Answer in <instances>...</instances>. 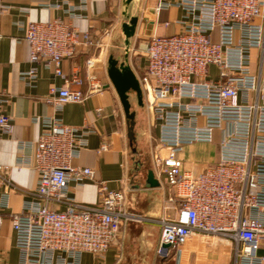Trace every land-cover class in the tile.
Wrapping results in <instances>:
<instances>
[{
  "label": "built area",
  "instance_id": "built-area-1",
  "mask_svg": "<svg viewBox=\"0 0 264 264\" xmlns=\"http://www.w3.org/2000/svg\"><path fill=\"white\" fill-rule=\"evenodd\" d=\"M81 1L85 9L93 0ZM154 1L157 15L172 8L184 13L182 32L145 41L146 72L139 81L159 132L155 174L165 180L170 192L165 211L174 215L135 213L127 191L110 190L107 183H99L97 204L77 202L70 196L71 185L96 180V172L75 167L72 161L94 132L66 126L56 115L47 117L33 145L34 156L18 163L39 174L37 188L27 191L32 201L12 217L21 264H81L85 254L104 258L112 247L122 245L130 224L161 229L158 253L163 258L174 253L180 260L189 239L203 236L231 243L235 264H264V224L245 214L252 162L264 158V0ZM64 6L70 18L78 17V9L67 3L56 9ZM9 9L0 0V19ZM26 40L31 61L52 65L61 78L63 63L80 48H96L99 57L108 48L60 19L29 23ZM95 63L94 58L87 61L89 72ZM35 77L36 69L23 74L27 81ZM89 83L87 94L53 87L47 103L55 113L68 104L82 105L103 92L95 74H89ZM5 101L0 94V134L12 131L11 118L2 112ZM216 133L217 162L199 175L184 171V148L214 143ZM107 151L103 145L101 152ZM7 176L0 165V179L16 189Z\"/></svg>",
  "mask_w": 264,
  "mask_h": 264
},
{
  "label": "crops",
  "instance_id": "crops-1",
  "mask_svg": "<svg viewBox=\"0 0 264 264\" xmlns=\"http://www.w3.org/2000/svg\"><path fill=\"white\" fill-rule=\"evenodd\" d=\"M10 7L0 19V94L5 97L2 112L11 118L12 131L1 133L0 165L7 169V181L0 179V264H21V253L16 247L12 217L19 214L27 202L32 201L29 191L37 188L39 174L33 167H22L21 160L34 156L33 145L38 141L44 127L43 119L54 115L64 125L91 129L87 145L82 147L73 166L91 168L96 180H87L82 185L72 184L70 196L77 202L95 205L99 202V183H107L110 190L125 189L131 211L156 218L173 216L165 211L170 192L165 180L158 178L154 170L159 132L147 109V98L142 94L140 105L136 94L132 103L135 113V144L128 137L127 119L110 78L109 59H118L140 79L145 75L147 61L143 55L145 41L151 36H173L182 32L184 13L178 8L154 11V0H139L138 23L129 49H123L122 17L123 0H93L82 8L81 0H5ZM175 1V0H173ZM65 3L76 7L77 18H70ZM70 22L78 31L89 32L99 44L107 45L104 55L99 57L97 49L80 48L75 57L62 65L64 78L57 77L49 64L31 61V48L26 40V27L31 22L54 20ZM169 23V26H165ZM122 57H115L117 51ZM257 52H254V56ZM96 60L89 72L87 61ZM36 69L33 80L23 79V74ZM99 79L103 92L92 95L84 104H68L59 113L47 103L53 87H66L87 94L90 89L89 74ZM131 95V94H130ZM131 99V96H130ZM131 102V100H130ZM220 133L214 143H196L186 146L180 157L184 171L201 174L218 160ZM108 147L101 152L102 146ZM252 178L247 187L250 206L246 216L264 224V158L252 162ZM149 171H153L159 182L158 188L146 187ZM12 191V193H11ZM28 191V192H27ZM9 194V195H8ZM121 246L110 249L104 258L90 254L82 256L81 264H235L231 243L211 237L195 236L183 246L181 259L174 253L168 258L159 255L161 229L150 224H130L124 228Z\"/></svg>",
  "mask_w": 264,
  "mask_h": 264
},
{
  "label": "water",
  "instance_id": "water-1",
  "mask_svg": "<svg viewBox=\"0 0 264 264\" xmlns=\"http://www.w3.org/2000/svg\"><path fill=\"white\" fill-rule=\"evenodd\" d=\"M139 0H123L122 4V17L125 21L123 25V49H129L132 38L135 35L137 23H138V13L137 6ZM108 76L110 81L115 88L117 95L121 101L128 125V137L131 145L135 144V113L132 112V104L130 102V94L134 93L137 99L142 105V89L140 82L136 75L128 67L121 65L118 59L110 57ZM160 186L159 182L155 179L153 171H149L146 181V187L150 189L158 188ZM151 217V216H149ZM156 218V217H153ZM164 248L168 249L169 246L166 245Z\"/></svg>",
  "mask_w": 264,
  "mask_h": 264
},
{
  "label": "rangeland",
  "instance_id": "rangeland-1",
  "mask_svg": "<svg viewBox=\"0 0 264 264\" xmlns=\"http://www.w3.org/2000/svg\"><path fill=\"white\" fill-rule=\"evenodd\" d=\"M113 56H115V57H122V53L118 50L116 53H115V55H113ZM131 103L133 104V105H136V103H135V101H136V99H135V95L134 94H132L131 93Z\"/></svg>",
  "mask_w": 264,
  "mask_h": 264
}]
</instances>
